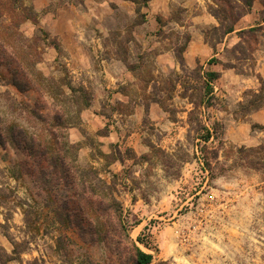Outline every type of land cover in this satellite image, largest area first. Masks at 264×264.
Instances as JSON below:
<instances>
[{
	"label": "rangeland",
	"instance_id": "obj_1",
	"mask_svg": "<svg viewBox=\"0 0 264 264\" xmlns=\"http://www.w3.org/2000/svg\"><path fill=\"white\" fill-rule=\"evenodd\" d=\"M263 86L264 0H0V264H264Z\"/></svg>",
	"mask_w": 264,
	"mask_h": 264
},
{
	"label": "trees",
	"instance_id": "obj_2",
	"mask_svg": "<svg viewBox=\"0 0 264 264\" xmlns=\"http://www.w3.org/2000/svg\"><path fill=\"white\" fill-rule=\"evenodd\" d=\"M145 2H147L148 0H144ZM31 82H33L30 79ZM28 83H22L20 81V79H15L14 84L20 88V89H26V87H29V82ZM31 84V83H30ZM264 87V86H263ZM255 98L251 99L248 101V104L245 105L244 107L247 110H254L256 108H259L261 105L264 104V93L263 92H258L255 94ZM71 148H73L75 150V147L70 145V144H63L62 149L63 152L60 154H56L55 152L53 154H50L49 152V167L52 168V170L50 171L51 174L56 175L59 171V169H62L66 172V177L70 176L71 174L69 173V168L71 167L72 164V160L70 159V155L69 152L71 150ZM77 149V148H76ZM38 155H39V161L36 160V162L34 163V167L38 170H42L44 169V167L42 166V162L45 160V157L47 155V151L46 149L41 150V149H36ZM76 169V168H75ZM77 170V169H76ZM87 170H83V174H82V178L80 179V184L82 185V189H81V193L79 194V196L77 197L78 199H82L84 192H85V186L86 183H88L87 185L93 186V182L90 181V177H87L86 175L91 173V172H95L93 169H88ZM92 184V185H91ZM113 203H111L110 205H112ZM113 210L116 209L117 205L113 204ZM116 206V207H115ZM117 211V210H116ZM135 254H136V264H149L152 261V254L148 253L144 250H142L139 247H135Z\"/></svg>",
	"mask_w": 264,
	"mask_h": 264
}]
</instances>
